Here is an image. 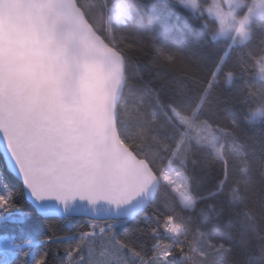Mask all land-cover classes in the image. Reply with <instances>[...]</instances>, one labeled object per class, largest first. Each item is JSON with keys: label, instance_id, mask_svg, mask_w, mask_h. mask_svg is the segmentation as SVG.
Instances as JSON below:
<instances>
[{"label": "trees", "instance_id": "trees-1", "mask_svg": "<svg viewBox=\"0 0 264 264\" xmlns=\"http://www.w3.org/2000/svg\"><path fill=\"white\" fill-rule=\"evenodd\" d=\"M194 1L202 14L178 0H77L125 59L119 134L161 181L145 213L118 219L121 243L138 255L98 236L103 264H264V15L252 21L247 40L234 43L215 38L218 22L204 12L213 0ZM170 168L188 178L192 207L164 180ZM10 186L22 211L0 213V226L8 234L25 229L19 255L29 250L26 241L48 234L49 218L37 214L22 185ZM83 219L52 223L75 233ZM30 251L31 260L40 249L33 243Z\"/></svg>", "mask_w": 264, "mask_h": 264}, {"label": "snow or ice", "instance_id": "snow-or-ice-1", "mask_svg": "<svg viewBox=\"0 0 264 264\" xmlns=\"http://www.w3.org/2000/svg\"><path fill=\"white\" fill-rule=\"evenodd\" d=\"M57 6L56 0H37L32 5L37 9L35 43L48 51L39 74L23 85L7 79L0 84V213L22 211L10 186L18 182L29 202L49 218L48 234L35 242L26 241L29 250L17 255L18 232L25 229L8 234L0 226V264H53L54 259L56 264H103L95 256L98 236L111 237L137 254L121 243L116 218L101 222L87 217L82 221L85 228L75 233L62 232L52 223H70V205L77 201L91 206L101 203L102 198L91 192L103 185L115 165L105 140L93 137L79 119L76 94L67 78L76 68L78 54L60 31ZM58 57L63 61L60 66ZM139 213V209L130 210L129 220ZM74 237L76 245L59 247ZM33 243L40 251L30 260ZM54 243L56 249L51 248Z\"/></svg>", "mask_w": 264, "mask_h": 264}, {"label": "water", "instance_id": "water-1", "mask_svg": "<svg viewBox=\"0 0 264 264\" xmlns=\"http://www.w3.org/2000/svg\"><path fill=\"white\" fill-rule=\"evenodd\" d=\"M222 1L230 9L232 0ZM36 2L0 0V84L6 79L21 85L28 83L39 74L41 61L48 57V51L35 43L37 9L32 5ZM56 3L60 31L78 54L76 68L67 78L71 79L76 94L79 119L93 137L105 140L115 161L103 185L91 192L102 202L91 206L77 201L70 205L69 215L101 222L106 218L109 221L129 218L128 212L133 209H139L141 215L149 209L161 181L148 162L139 159L119 134L118 110L127 83L125 59L97 34L83 10L77 7V0H56ZM62 62L58 57L57 66ZM30 204L38 215L48 218Z\"/></svg>", "mask_w": 264, "mask_h": 264}, {"label": "rangeland", "instance_id": "rangeland-1", "mask_svg": "<svg viewBox=\"0 0 264 264\" xmlns=\"http://www.w3.org/2000/svg\"><path fill=\"white\" fill-rule=\"evenodd\" d=\"M185 7L194 13H201V10L194 0H178ZM248 0H232L230 9H226L222 0H213L211 6L206 8L204 12L217 20L219 28L215 35V38H233V42L245 41L250 37V25L254 19H257L264 15V0H251L250 4ZM247 6V11L240 14V10ZM246 37V38H245ZM260 76L264 79V58L259 64ZM262 114V111H256L253 114V119L258 118ZM179 121L187 122L191 121V118L177 115ZM169 183L172 189L177 192L183 203L192 207L195 203L189 188V180L184 175L180 174L174 168H170L165 175L164 179ZM174 233L173 229H171Z\"/></svg>", "mask_w": 264, "mask_h": 264}]
</instances>
